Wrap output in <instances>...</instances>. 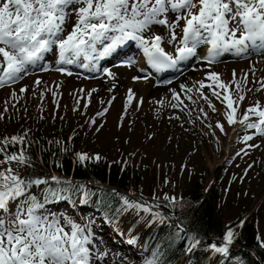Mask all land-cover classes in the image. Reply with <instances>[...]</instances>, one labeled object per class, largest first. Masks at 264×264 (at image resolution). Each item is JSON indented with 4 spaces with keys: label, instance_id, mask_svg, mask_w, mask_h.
I'll use <instances>...</instances> for the list:
<instances>
[{
    "label": "snow or ice",
    "instance_id": "snow-or-ice-1",
    "mask_svg": "<svg viewBox=\"0 0 264 264\" xmlns=\"http://www.w3.org/2000/svg\"><path fill=\"white\" fill-rule=\"evenodd\" d=\"M132 46L137 55L129 57L125 66L135 68L139 73L132 76L134 83H148L152 72L178 70L189 61H195L199 67L194 70L202 72V78L181 82L176 88L168 89L170 96L154 98L150 103L176 109L188 117L198 108L207 120L208 112L201 101L215 113L218 110L214 98L225 106L227 124L242 126L244 135L238 139L246 147L237 151L236 156L248 155V149L261 147L260 143L249 142L257 138L264 141V104L257 99L242 114L240 106L246 98L251 99L264 91V75H258L264 73V69L256 66L264 62V0H0V89H12L9 99L4 102V111L0 112V120L5 118L9 104L15 109L16 103L29 92L33 97L39 92L42 102L50 94L58 109L56 97L60 95L62 82L46 81L42 74L56 72L72 76L65 65L83 67L90 72L102 71L112 80L107 91L113 93L117 87L115 74L108 69H99L98 65L101 60ZM49 54L54 59L49 60ZM228 55L249 60V66L239 73L233 69L231 79L225 80L217 65L225 63L224 58ZM253 56L261 59L253 61ZM29 75L36 77L32 84H21ZM163 83L172 84L173 81ZM17 84H21L18 90L13 87ZM98 91L81 88L74 92L76 107L73 111L80 110L81 100H87L84 104L87 108L93 93ZM115 99L116 96L111 95L109 100L102 99L100 103L110 107ZM185 100L195 107H189ZM133 101L139 110L144 97L128 88L125 112ZM109 107L97 112L96 117L104 116ZM24 111L27 112V108ZM96 117L86 123L95 125V131L99 132L103 125H96ZM168 119L181 121V115L172 114ZM197 120L204 123L200 115L185 122L194 124ZM183 124L181 122V127ZM205 126L213 136L216 130L227 135L219 120L215 125L208 123ZM30 131L26 129L22 134L0 139V156L3 157L0 159V264H127L124 257L117 258L113 252L105 250L106 244L95 239L97 214L105 223L114 225L113 230L118 235L127 237L129 246L137 244L138 225L167 227V247L163 240L154 247L141 244L146 255L139 259L140 264H171L167 249L184 240L185 236L181 234H187V230L177 222L178 217L160 209L182 208L185 206L181 203L182 198L154 193L149 201L142 192L139 196L124 194L99 182L95 185L90 181L77 182L56 171L24 175V171L35 167L31 152L33 144L50 156V167L60 169L61 173L64 168L58 152L31 139ZM68 140H74V136ZM46 143L59 153L72 152L75 163L81 167L104 159L100 153L74 151V144L69 145L67 141L52 139ZM251 167L248 165L244 170L245 177ZM231 179L235 181L237 177ZM243 179L240 177L241 181ZM61 202L76 211L58 215L49 207ZM82 206H91L93 215L77 216L76 212L82 211ZM128 214L133 215L135 222L127 229H121L122 218ZM246 221L247 217L239 219L235 225H226L223 234L210 242L197 233L187 234L185 256L190 261L196 252H203L208 254L209 264H253L251 258L264 264V256L260 254L264 251V236L259 232L255 237L257 250L248 254V259L235 254L239 229L245 227Z\"/></svg>",
    "mask_w": 264,
    "mask_h": 264
},
{
    "label": "rangeland",
    "instance_id": "rangeland-1",
    "mask_svg": "<svg viewBox=\"0 0 264 264\" xmlns=\"http://www.w3.org/2000/svg\"><path fill=\"white\" fill-rule=\"evenodd\" d=\"M131 48L137 55L135 47L132 46ZM133 53L123 54L128 59L133 56ZM257 58L260 57L253 56L251 60ZM52 59H54L53 55L49 60ZM224 59L227 62L237 58L228 55ZM116 61L118 60L112 63L115 67H112L110 71L116 76L117 87L111 94L108 93L107 89L112 84V80L106 77L104 73L97 75V72L89 71L87 74H83L79 71H72L77 73L72 76H65L56 72L43 73V78L46 81L62 82L59 89L60 95L56 97L59 108H56L50 94L45 96L43 102L39 98V92H37L36 97H33L31 92L24 94V98L19 103L13 101L16 103L15 109L9 104L8 111L4 113L5 118L0 120V139L5 136L11 137L22 134L26 129L31 130L29 137L33 140L38 130L47 139L63 137L69 141L68 138L74 136V140L69 141L74 144V151H84L89 154L100 153L104 159L97 163H111L119 160L121 166L126 165L132 170L126 185L119 188L109 186L107 182L97 181L93 178L74 180L80 183L90 181L93 185L99 182L107 187L117 188L119 192L124 194L135 193L139 196L142 192L148 200L152 199L154 193L156 195L167 193L169 196L182 198L181 203L185 202L187 206L183 208L162 207L160 210L168 215L178 217L177 222L183 225L187 234L197 233L199 236L201 234L195 223V209L201 197L193 199L189 192L193 188L200 190L201 186L202 194L200 195L202 196L204 192H207L205 189L213 184L218 195L217 206L225 222L234 220L237 214L244 212L243 216H253L257 233L259 232L264 236V141L257 138L249 142L260 143L261 147L248 149V155L242 153L241 156L237 157L236 152L246 147L238 139L244 135L241 130L242 126H239L237 135L233 140L228 141L231 126L227 124L224 117L225 106L214 98L215 107L219 106L222 111L218 110L213 113L203 101L201 104H204L205 111L208 112L209 116L207 120H204L198 108L191 117L179 113L176 109L163 110L164 108H161L159 104L150 103L155 98V94L145 96V93L143 95L144 103L139 107V110H136V102L133 101L132 106L125 112L127 89L130 88L129 84L134 82L129 76L130 69L126 66L121 67L125 65L126 60L123 62ZM196 67L199 65L195 61H189L184 67L187 68L184 72L185 75L181 78L179 76L177 82L189 80L191 73L196 72L194 70ZM35 78L34 75H29L21 81V84L31 85ZM151 81L158 82L159 80L152 76ZM151 81L142 86L151 88ZM21 84L13 87L18 90ZM81 88L86 90L96 88L99 91L93 93L91 103L87 108H84L87 100H81L80 110L73 111V108L76 107V98L73 93L78 92ZM11 91L12 89L9 87L0 89V112L4 111V102L9 99ZM79 95L82 96L83 93H79ZM111 95H115L116 99L112 101L110 107L107 103L103 105L100 103L102 99L104 101L109 100ZM138 95L141 96L140 93ZM257 99L264 104V91L256 93L251 99L246 98L240 106V114ZM185 103L189 107H195L190 101L185 100ZM104 107H109V111L102 117H96V113ZM24 108H27V112L24 111ZM16 109H19V112ZM53 113H55V119H53ZM172 114L181 115V121H170L168 117ZM197 115L201 116L204 123L198 120L194 124L185 122L189 119L195 120ZM41 116L44 118L41 119ZM93 117H96V125H103L99 132L95 131V125L90 126L86 123ZM217 120L224 124L227 135L216 130L215 136H213L211 130L205 126L208 123L215 125ZM181 122H184L183 127H181ZM233 157L235 158L233 159ZM2 158L0 156V159ZM71 158L73 160V154H71ZM33 159L35 167L24 171V175L33 173L45 175L51 174L52 171L63 174L61 171L44 167L38 158ZM212 162L215 164L210 165ZM248 165H252V167L248 169V175L245 177L244 170L248 168ZM136 167L139 168L138 180L134 178ZM66 176L70 177V175ZM232 176H236L237 179L233 181ZM240 177H244V179L241 181ZM225 189L228 191L225 192ZM49 207L58 215L76 211L64 202L49 205ZM82 209V211L76 212L77 216L93 215L94 209L91 206H82ZM134 222L133 215L128 214L122 218L120 228L127 229ZM113 229L114 225L105 223L99 214L96 215L95 239L101 244H106L108 248L105 250L113 252L117 258L124 257L127 264H140L139 258L146 255L141 249V244L144 245V235L147 234L148 228L142 225L137 226L138 241L135 246H129L126 243L127 237L118 235ZM237 246L243 247L239 240ZM245 248L250 253L254 251L250 247L245 246ZM171 264H197V259L192 256L189 261L183 252Z\"/></svg>",
    "mask_w": 264,
    "mask_h": 264
},
{
    "label": "trees",
    "instance_id": "trees-1",
    "mask_svg": "<svg viewBox=\"0 0 264 264\" xmlns=\"http://www.w3.org/2000/svg\"><path fill=\"white\" fill-rule=\"evenodd\" d=\"M52 139L67 141L63 137H50L49 139H47L41 134L40 130H38L37 134L34 136V140H39L42 144L45 145L47 149H49L50 151L55 150L58 152V158L60 162L64 165L62 173L70 175V177L73 179L93 178L97 181H105L108 183L109 186L111 185L119 188L124 187L131 176L132 170L126 165L121 166L119 160L113 161L111 163L88 162L86 167L78 166L75 163V157L73 158V160L71 158L72 152H69L67 155L59 153L58 149H54L52 145L46 143L48 140ZM67 142L69 145H72L69 141ZM31 152L33 158H38L40 161H46L43 164L41 163L44 167L50 170L61 171L60 169H56L54 167L49 166V164L51 163L50 156L45 153H42L36 144L32 145ZM134 173L135 180H138V167H136ZM189 194L193 199H199L198 197H201L195 209V223L197 224V230L201 233L200 236L204 237L206 242H210V238L221 236L225 231L226 225H235L238 223L239 219L247 217L245 227L243 229H239L240 239L238 240L240 244L243 245V247L237 246L235 254L248 259V254H250V252L245 248V246L252 248L254 251L257 250L255 248V245L257 243L255 240L257 231L255 229L253 216H243L244 212H242L237 214L234 220H229L225 222L224 218L221 216L220 209L217 206L218 195L213 184L209 186L208 191L206 193L204 192L202 196L200 195L202 194L201 186L200 190H198L197 188H193L192 191L189 192ZM147 230V234L144 235L143 241L145 246L151 245L154 247L158 242L163 240L165 241V247H167V235L169 232V229L167 227L157 226L148 228ZM172 231H175V229H173ZM181 235H184L185 239L176 242L173 247L167 249L166 255L171 263L175 262L176 259L184 252V246L187 243V234L182 233ZM260 254L264 256V251H261ZM207 255L208 254L203 252H197L195 255H193V257L197 259V264H209V260L206 258ZM251 259L253 260V264H259V262L255 260V258Z\"/></svg>",
    "mask_w": 264,
    "mask_h": 264
},
{
    "label": "bare ground",
    "instance_id": "bare-ground-1",
    "mask_svg": "<svg viewBox=\"0 0 264 264\" xmlns=\"http://www.w3.org/2000/svg\"><path fill=\"white\" fill-rule=\"evenodd\" d=\"M132 50V48H130V51ZM228 57V56H227ZM115 58V55H113L111 58L109 59H104L101 60L98 67L99 66H105L106 63L110 62L111 60H113ZM261 58H257L254 59L253 61H259ZM237 60V61H236ZM249 60L246 61H238V59H234L232 61H227L225 63H221L219 65H217V70L223 73V79L225 80H230L231 79V73L233 69H236L237 72L239 73L241 69H246L249 62ZM257 68H262L264 69V62L258 63ZM64 67L66 68H70L72 67L71 65H65ZM121 67H125V66H121ZM127 67V66H126ZM129 68L130 72H129V76L130 78H132L133 75H137L139 74L136 69L132 68V67H127ZM150 70V69H149ZM185 72V71H184ZM182 72L180 74H178L177 76H175L174 78H171L170 80L173 81L172 84H165L162 81L160 82H152L151 81V88H147V87H143L142 85L145 84L143 82L141 83H130L129 86L130 88H132L137 94L140 93L141 96L144 95L148 96L151 94H155V98L158 100L160 98L165 97L166 94H168L170 96V94L168 93V89L169 88H176V86L179 84L177 81L179 80V78H181L183 75H185V73ZM258 75H264V73H258ZM180 76V77H179ZM179 77V78H178ZM198 78H202V72L201 71H196V72H192L191 75L189 76V80H187L186 82H190L193 79H198ZM230 78V79H229ZM132 80V79H131ZM50 82V81H49ZM149 83V82H148ZM206 91V90H205ZM201 103H203V101H201ZM204 105V104H203ZM160 106V105H159ZM161 107V106H160ZM217 110L222 111L221 108L219 106L216 107ZM169 109V110H168ZM163 110L166 111H170V110H174L171 108H164ZM239 124L231 126V130H230V134L228 137V141L233 140V138L237 135L238 129H239ZM235 129V131L233 130ZM241 129V128H240ZM215 162V161H214ZM214 162L210 163V165H212ZM215 164V163H214ZM145 198V197H144ZM146 199V198H145ZM148 200V199H147ZM151 201V200H149ZM185 206H187V203H183ZM184 206V207H185ZM177 208H181V207H177ZM183 208V207H182Z\"/></svg>",
    "mask_w": 264,
    "mask_h": 264
}]
</instances>
